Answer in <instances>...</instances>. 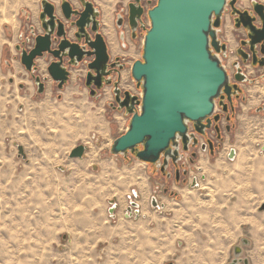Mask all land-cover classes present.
<instances>
[{
	"label": "rangeland",
	"instance_id": "374dc122",
	"mask_svg": "<svg viewBox=\"0 0 264 264\" xmlns=\"http://www.w3.org/2000/svg\"><path fill=\"white\" fill-rule=\"evenodd\" d=\"M40 3L0 0V264H226L237 247L241 258L264 264V111L256 110L264 102L256 92L264 80L247 86V102L239 105L220 151L202 154L189 167L200 183L184 186L181 200L169 198L181 204H174L181 208L175 215L153 210L147 220L125 218L130 196L140 199L134 190L144 196L137 182L144 163L110 149L130 119L108 106L110 90L101 100L81 94L76 104L50 94L36 98L15 43ZM224 27L231 24L225 20ZM38 62L44 72L45 60ZM79 76L73 70L74 84ZM78 144L88 148L82 159H71ZM112 199L119 204L115 218L109 214Z\"/></svg>",
	"mask_w": 264,
	"mask_h": 264
},
{
	"label": "water",
	"instance_id": "95a60500",
	"mask_svg": "<svg viewBox=\"0 0 264 264\" xmlns=\"http://www.w3.org/2000/svg\"><path fill=\"white\" fill-rule=\"evenodd\" d=\"M134 2L130 5V25L135 32L140 24L145 36L142 57L132 64L131 76L138 86H142V98L126 92L127 102L123 106L130 117L129 125L114 139L110 151L123 155L131 152L150 164L160 162L162 155L163 163L167 165L169 159L177 162L178 145L175 142L178 139L181 138L184 149L187 148L191 139L188 121L201 124L214 114L218 98L226 94L231 99L232 87L226 70L211 50V46L216 45L213 29L220 25L227 0H157L148 11L149 27L141 19L143 8H135ZM235 2L231 0V4ZM82 3L83 9H79L70 1H63L64 18H61L56 14L55 3L42 0L41 32L32 25V39L27 40V43L32 41L31 48L23 47L24 43L16 47L39 94L45 91L41 77L34 75L39 59H52L45 62L48 63L45 68L60 87L72 74L65 65L66 60L76 67L94 57L88 68L96 73L95 78L101 80L111 73L108 70V45L104 36L97 32L94 5L89 1ZM73 27L76 30L71 33L69 30ZM91 32L95 33L94 39ZM91 77L92 72H89L88 79ZM107 83L111 84V80ZM87 85L91 86V82ZM115 93L119 100L118 89ZM136 105H140L139 111ZM257 111H264V104ZM87 148L85 144H78L69 156L82 158ZM131 204L137 206L132 201ZM240 254L241 249L237 247L229 264H249L248 259L239 258Z\"/></svg>",
	"mask_w": 264,
	"mask_h": 264
},
{
	"label": "flooded vegetation",
	"instance_id": "af4514ba",
	"mask_svg": "<svg viewBox=\"0 0 264 264\" xmlns=\"http://www.w3.org/2000/svg\"><path fill=\"white\" fill-rule=\"evenodd\" d=\"M50 1L56 4V14L59 17L64 18L61 3L65 0L61 1L59 4L53 0ZM68 1L72 3L74 8L79 9H83L82 1H89L94 5V17L98 21L97 32L101 33L107 42V38L102 30L100 13L96 10L97 6L95 5L94 0ZM75 1L78 2L79 5L74 3ZM134 1L135 0H130L117 11L116 26L119 30V36L123 42L122 46L124 48L128 47L127 39L129 38L135 41L141 36V39L143 38L144 41L145 30L141 25H138L135 32L132 31L130 25V5ZM156 2L157 0H139L138 2H134L136 3L135 8L140 6L143 8L141 19L146 27H149L147 23V19H150L148 11ZM225 20L226 24L227 22L231 24V29L224 27ZM32 25L36 26L35 24L30 25L29 32L25 36L22 35V39L17 46L24 43L25 45H23V47L31 48L32 41L27 43V40L32 39ZM39 26L36 27L39 28ZM75 30L76 27H73L72 31H69L73 33ZM213 30L216 35V45L211 46L212 54L220 60L226 70L230 86L232 87L231 99H229L226 94H224L223 97L218 98L216 100L214 114L204 120L201 124L196 125L194 122L188 121V134L191 139L187 142L186 149H184L185 145L181 138L175 142L176 145H178L177 162L169 159L167 165H165L163 163L164 157L161 155L160 162L154 164L149 163L154 174L159 175V183H162V190L160 191L164 190L166 192L168 190L169 181L172 180L177 184L187 183L188 174L190 172L189 167L197 163L202 152H207L212 156L220 151L226 133H230L235 126L239 105L247 102V86H255L258 81L264 80V0H250V3L245 6L240 4V0H236L235 4H231V0H227L220 18V25L214 27ZM38 32H41L40 28ZM90 34L94 39L95 33L91 32ZM93 58L94 57L88 58L87 61L80 63L76 67L69 65L66 60L65 65L72 74L63 87H60L59 82H55L48 75L46 68H44V72H42V66L39 64V60L37 61L38 70L34 71V75L41 77V82L45 84V93L49 83L58 90H63L70 84L73 70H76V72L79 71L80 76L78 80L88 89L90 97L95 98L96 100H101L106 92V86L110 87L112 101L108 102V106L113 111H123L127 113L126 107L123 106V104L127 102L126 98L128 96L126 95V92L130 91V93L136 95L138 99L142 98V95H140V93L142 94V86H138L131 76V66L134 62L130 64L127 62L126 58L120 56L112 58L110 55L108 70L111 73L109 76H103L102 79L99 80L98 78H95L96 73L88 68V63ZM46 60L45 62H49L52 59L48 57ZM47 64L48 63H45V67ZM127 69H130V77L125 79L124 72ZM82 72L85 73L83 74ZM89 72H92V77L90 79H88ZM30 77L33 80L31 74ZM108 80H111V84L107 83ZM87 82H91V86H88ZM98 85H101V87H98ZM115 89H118L119 100H117ZM263 104L264 102L261 106H258L256 110L261 108ZM120 107L122 108L120 109ZM139 107L140 105H136L138 111ZM136 197L138 196L136 195ZM132 202H135V200H132ZM130 207L131 208L129 209L132 210V207L134 206Z\"/></svg>",
	"mask_w": 264,
	"mask_h": 264
},
{
	"label": "crops",
	"instance_id": "0c3cea01",
	"mask_svg": "<svg viewBox=\"0 0 264 264\" xmlns=\"http://www.w3.org/2000/svg\"><path fill=\"white\" fill-rule=\"evenodd\" d=\"M55 1L59 4L63 0H55ZM108 1L109 2H107V0H94V3L97 6L96 10L100 13V19H101V22H102V30H103L104 35L107 38V42H108V45H109V53H110L112 58H116V57L120 56V57L126 58L127 62L131 64L135 60L139 59V58H135L133 60H130V58L134 57L138 51H140V52L142 51V54H143V46H144L143 38L142 39L139 38V39H137L135 41L130 39V38L127 39L128 47L124 48L122 46L123 42L121 41L120 36H119V30H118V28L116 26L117 11L120 10V8L123 5L127 4L130 0H116V1L115 0H112V1L108 0ZM113 2H114V4H111ZM74 3L78 4V2H76V1ZM104 3H107V4L109 3V4H108V6H106L107 4L104 5ZM102 4L104 6H106L108 9L107 8L105 9L102 6ZM111 7H113V8H111ZM104 10H106V11L104 12ZM108 10H109V13H108ZM41 11H42V0H41L40 5L35 10V12L33 14L31 13L32 15H30V16L28 15V17H27L28 21L25 23V26H23V28L20 29V31L18 30V33L16 35L17 40H16V43H15V48H16L17 44L20 43V41L22 39L21 38L22 35L25 36L29 32V27H30L31 24H35L36 26H39V24H40V18L39 17H40ZM106 12H107V14H106ZM106 19L107 20L109 19L110 22H109V20L107 21ZM107 23H109V25H107ZM105 29H107L108 31L105 30ZM111 30L113 31V33H111L112 32ZM105 31H107V33ZM107 34H109V35L110 34H114V36L112 35V38H111V36H109ZM13 39H14V37H13ZM113 39H114V41L112 42ZM110 45H112V47H110ZM113 47H114V49H111ZM111 50H113V51H111ZM141 57H142V55H141ZM19 59H20V56H19ZM21 65H22L23 69L27 72V70L24 67V65L22 63H21ZM127 70H125L124 74H128ZM128 75H130V74H128ZM124 77H125V79H128V77H126L125 75H124ZM21 85H22V88L25 87V85L23 83L20 84V87H21ZM34 87H35L36 98L39 97L40 95H43V94L44 95L50 94L51 99H53L54 97H57V99L62 101V100H64V98H70L71 100H73L71 102H74L76 104L78 102V100L81 99V97H80L81 94L82 95H87V96L90 97L88 89L80 81L77 84H74L73 81L71 80L70 84L68 86H66L63 90H58L57 88L48 85V88H47L46 92L43 93V94H39L38 93V90H37V87H36L35 84H34ZM49 87H51L52 89L49 88ZM106 90H110V87L106 86ZM22 108L23 107L21 106L20 109L22 110ZM115 112H117L118 114H124L127 118H129L127 113H125L123 111H115ZM99 129L101 130L102 128H99ZM103 129L106 130V128H103ZM95 137H96V142L97 141L99 142L100 141V137H97V136H95ZM75 146H77V145H75ZM232 150L234 152H232ZM202 154L208 155L209 153L202 152L201 155ZM123 156L125 158L128 157V155H123ZM228 157H229L230 160H233L236 157V151L234 149H230L229 153H228ZM200 158H201V156H200ZM71 159H76V158H71ZM79 159H82V158H79ZM200 160L201 159H199L197 162H200ZM141 162H143V161H141ZM143 163H144L143 167L145 169L143 172L145 174H146V172H149V174H150L149 176H144V173H142V176L139 177V179H142V181L140 180V182H138V185L142 184L141 185L142 187L139 186V189L144 193V196L142 195V193L138 192L137 190H134V192H136L138 194L140 199H138L137 201L134 202V203L137 204V206L134 205V207H132V210L129 209V208H131L130 206H133L130 201H129L128 205H126L124 207L125 218H128V219L135 218L136 220H139V218L141 216L145 215L144 219L147 220L146 216L147 215H152V211L153 210L160 211V212H163V213H167V211H171V213H168L167 215L168 216L175 215L174 211H179L181 209V208H176L175 205H180L181 206V204H179L177 202H173V203L171 202L170 203L169 202V198L170 199H179V200H181V198L183 197L182 196L183 195L182 192H184L185 187L187 185H190V187L192 189H196L198 187V185L200 183L199 182V176L198 175L191 176V172H190L189 177H188V181L189 182H187V183H179V184H177L174 180L169 181L168 190L166 192L163 190L162 193H160L157 190V186H155V188H154L155 184L156 185L160 184L162 186V183H159V175L154 174V172L151 170V165L149 163H146V162H143ZM92 169L97 171L99 169V167L96 164H93L92 165ZM139 193H140V195H139ZM110 204L112 206L109 209V214H110V216L112 218H115L116 212L119 209V204H118V202L116 200H113V199L110 200ZM232 217L234 219V215ZM178 233H179V231H178ZM196 235H197V233H193V235L190 236V237H193L192 243L194 241L196 242ZM243 241L247 242L248 240L243 239ZM176 242H177V246L178 247H181L184 244L183 240H181L180 238H178ZM233 258L230 261H228L226 264H229L233 260ZM239 258H241V257L239 256ZM248 261H249V264H252V262L250 260H248ZM177 262H178L177 259H169L164 264H177Z\"/></svg>",
	"mask_w": 264,
	"mask_h": 264
},
{
	"label": "bare ground",
	"instance_id": "6f19581e",
	"mask_svg": "<svg viewBox=\"0 0 264 264\" xmlns=\"http://www.w3.org/2000/svg\"><path fill=\"white\" fill-rule=\"evenodd\" d=\"M112 1V0H111ZM116 1V0H115ZM102 2V1H101ZM104 2V1H103ZM107 2H109L108 0H107ZM107 3H104V5H106ZM109 4V3H108ZM108 4L106 5V6H108ZM111 4H114V2L113 3H111ZM103 4H102V6L106 9L107 7L106 6H104ZM110 6V5H109ZM111 8H113V7H111ZM110 8V9H111ZM108 9V8H107ZM106 10H104V12H105ZM108 13H109V10H108ZM106 14H107V12H106ZM105 16V15H104ZM108 16V15H107ZM106 17V16H105ZM109 17V16H108ZM107 17V18H108ZM110 19V18H109ZM108 19V20H109ZM107 20V19H106ZM107 20V21H108ZM109 22H110V20H109ZM111 24V23H110ZM107 25H109V23H107ZM112 25V24H111ZM110 25V26H111ZM109 26V27H110ZM106 27V26H105ZM107 28V27H106ZM105 30H107V29H105ZM110 30V29H109ZM108 31V30H107ZM107 31H105L106 33H107ZM112 31V30H111ZM110 32V31H109ZM111 33H113V31L111 32ZM107 35H109V34H107ZM112 35L114 36V34H110L109 36H111V38H112ZM115 38V37H114ZM111 40V39H110ZM114 41V39L112 40V42ZM116 41V40H115ZM116 44V43H115ZM114 44V45H115ZM110 47H112V45H110ZM116 47V46H115ZM111 49H114V47L113 48H111ZM116 50V49H115ZM111 51H113V50H111ZM117 52V51H116ZM257 84V83H256ZM251 89V88H250ZM249 90V89H248ZM255 92V91H254ZM256 92H257V95L259 96V94L258 93H260V96H262V93H263V95H264V88H258L257 90H256ZM256 96V95H255ZM251 98H252V96H251ZM254 100V99H253ZM249 101H251V99L249 100ZM258 101V100H257ZM252 102H254V101H252ZM256 102V101H255ZM254 104V103H253ZM247 105H249V104H247ZM101 127V126H100ZM104 128V127H103ZM101 129V130H104V129ZM100 132H102L103 133V131H100ZM138 177V176H137ZM143 178V177H142ZM144 180V179H143ZM141 181H142V179H141ZM260 181V180H259ZM263 181V180H262ZM137 182H140V181H138V179H137ZM146 182V181H145ZM144 183V182H143ZM147 183V182H146ZM142 184H140L139 186H141ZM146 186V185H145ZM142 187V186H141ZM147 188V187H146ZM244 194V193H243ZM249 201V200H248ZM233 220V219H232Z\"/></svg>",
	"mask_w": 264,
	"mask_h": 264
},
{
	"label": "built area",
	"instance_id": "2783aa9c",
	"mask_svg": "<svg viewBox=\"0 0 264 264\" xmlns=\"http://www.w3.org/2000/svg\"><path fill=\"white\" fill-rule=\"evenodd\" d=\"M147 23L150 26V19H147ZM140 95H142V94L140 93ZM139 110H140V107H139ZM132 200H133V198H132V196H130V201H132Z\"/></svg>",
	"mask_w": 264,
	"mask_h": 264
}]
</instances>
